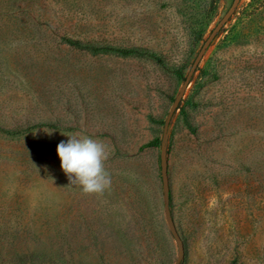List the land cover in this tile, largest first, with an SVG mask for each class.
<instances>
[{"label":"rangeland","instance_id":"rangeland-1","mask_svg":"<svg viewBox=\"0 0 264 264\" xmlns=\"http://www.w3.org/2000/svg\"><path fill=\"white\" fill-rule=\"evenodd\" d=\"M233 1L0 0V264H264V0H240L169 125L180 261L164 213V123ZM68 134L108 146L102 193L70 185Z\"/></svg>","mask_w":264,"mask_h":264},{"label":"clouds","instance_id":"clouds-1","mask_svg":"<svg viewBox=\"0 0 264 264\" xmlns=\"http://www.w3.org/2000/svg\"><path fill=\"white\" fill-rule=\"evenodd\" d=\"M67 136V142L58 144L57 153L70 185L79 186L85 194L102 193L111 184L104 167L110 155L108 146L88 136Z\"/></svg>","mask_w":264,"mask_h":264},{"label":"water","instance_id":"water-1","mask_svg":"<svg viewBox=\"0 0 264 264\" xmlns=\"http://www.w3.org/2000/svg\"><path fill=\"white\" fill-rule=\"evenodd\" d=\"M240 0H234L231 7L228 9L224 17L219 21V23L216 25V27L212 30L210 36L208 39L205 41L204 45L202 46L200 52L198 53L196 59L194 60V63L178 93L176 96L169 112L166 117L165 123H164V128H163V136L161 140V153H160V158H161V174H162V181H163V203H164V213H165V218L168 224V227L172 231L173 235L177 239L179 246H180V259L184 256L185 250H184V244H183V239L181 238L177 227L175 225V221L172 216V211H171V204H170V184H169V175H168V160H167V141H168V130H169V125L171 122V119L177 110L185 92L186 89L191 81V78L201 61L202 57L204 56V53L207 51L208 47L211 45L212 41L216 37V35L219 33V31L222 29V27L225 25V23L229 20V18L233 15L235 12L237 6L239 5Z\"/></svg>","mask_w":264,"mask_h":264},{"label":"trees","instance_id":"trees-1","mask_svg":"<svg viewBox=\"0 0 264 264\" xmlns=\"http://www.w3.org/2000/svg\"><path fill=\"white\" fill-rule=\"evenodd\" d=\"M68 42L71 43V44H81L80 41L74 40V39H68ZM92 48L94 50H97L98 49V47H92ZM105 49H107V50H117V51L122 52V53H125V54L131 53V52H135L136 50L137 51L138 50L142 51V49H135V48H113V47H106ZM42 125H45V123H43V124H36V125H33V127L34 126H42ZM7 132H18V130L17 129H12V131L11 130H7ZM151 144H153V142L147 143V145H151ZM147 145H145V146H147Z\"/></svg>","mask_w":264,"mask_h":264}]
</instances>
